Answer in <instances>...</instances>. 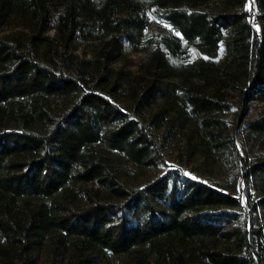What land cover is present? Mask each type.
<instances>
[{
    "label": "trees",
    "instance_id": "1",
    "mask_svg": "<svg viewBox=\"0 0 264 264\" xmlns=\"http://www.w3.org/2000/svg\"><path fill=\"white\" fill-rule=\"evenodd\" d=\"M45 1L29 0L31 34L0 36V264H264V152L244 169L220 117L224 88L264 102V0H63V45L96 42L91 59L53 47ZM151 48L143 74L111 66ZM191 51L177 80L165 54ZM245 129L263 137L264 112ZM167 142L231 161L244 190L123 166H158Z\"/></svg>",
    "mask_w": 264,
    "mask_h": 264
},
{
    "label": "rangeland",
    "instance_id": "2",
    "mask_svg": "<svg viewBox=\"0 0 264 264\" xmlns=\"http://www.w3.org/2000/svg\"><path fill=\"white\" fill-rule=\"evenodd\" d=\"M140 1V0H137ZM14 7L13 12L3 22L0 23V36H5L16 32H25L31 34L33 30V24L30 20L31 3L29 0H13ZM63 0H46V18L50 22L51 29L47 31L45 36H48L53 40V47H57L58 50H65L68 54H75L80 59L94 58L99 44L96 42H82L81 40H75L67 43L64 47L65 35L59 34L56 26L58 25L57 19L60 13L64 10L62 5ZM169 29L162 24L151 22L148 27V34L151 36H159L162 34H168ZM165 53V50H159ZM156 52L155 48H151L146 52L135 53L128 49H124L119 59L111 64L113 68L131 70L134 73L143 74L146 65L148 64V57ZM165 59L169 67L171 68L173 75L177 76V80H180L183 76L189 77L191 73V67L198 60V56L191 51L184 55L182 58H170L165 54ZM224 61V56L214 59V68L221 66ZM190 71V73H189ZM194 82H197L194 79ZM225 100L230 105L229 112L220 116L224 123L227 125V131L232 136L236 146L240 161L244 164L246 169L252 159L258 153L264 152V136L256 139V137H250L247 135L246 126L252 121L259 118L264 112V102L254 99L251 102H243L241 91L239 88H224L222 90ZM160 130H155L154 135L157 140L161 139ZM163 157V163L158 166L144 167L142 170H138L136 166L131 163H124L123 166L130 171L136 172L139 182L151 181L160 176L168 170L173 168L181 173L183 176L196 178L203 182L227 187L230 184H238L242 188H245V183L242 179L238 178L239 167L230 162H223L214 158L203 162L200 156L190 157L186 154L182 147V143H166L161 151ZM242 158V159H241ZM238 181V183H237ZM234 191L235 187H231ZM242 193V192H241ZM237 195V193H235ZM238 212L243 220L244 217H248L249 212L246 210H234ZM250 253L254 255V249L250 248ZM256 264H261L255 258Z\"/></svg>",
    "mask_w": 264,
    "mask_h": 264
}]
</instances>
